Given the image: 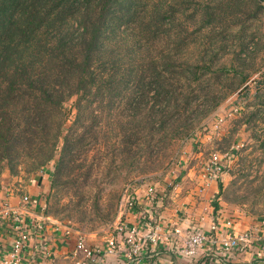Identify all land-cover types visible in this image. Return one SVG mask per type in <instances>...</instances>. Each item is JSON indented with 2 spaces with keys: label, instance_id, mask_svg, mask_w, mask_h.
Wrapping results in <instances>:
<instances>
[{
  "label": "rangeland",
  "instance_id": "374dc122",
  "mask_svg": "<svg viewBox=\"0 0 264 264\" xmlns=\"http://www.w3.org/2000/svg\"><path fill=\"white\" fill-rule=\"evenodd\" d=\"M156 2L173 13V25L157 22L161 35L140 46L138 30L121 26L112 42L121 66L132 59L134 69L143 68L148 56L172 83L168 93L149 90L140 106L142 114H151L148 120L136 122L138 113L107 115L105 96L95 112L101 123L87 128L69 168L56 169L62 140L41 168L29 158L13 172L2 163L0 202L3 191L44 175L46 214L84 239L112 237L129 207L126 196L136 201L135 191L151 186L149 196L171 199L188 173L202 181L203 167L217 153L220 170L210 205L233 218L264 216V0ZM143 3L141 17L153 4ZM182 39L185 49H178ZM75 99L72 94L64 103V133L77 113ZM117 103L113 107L121 110Z\"/></svg>",
  "mask_w": 264,
  "mask_h": 264
},
{
  "label": "trees",
  "instance_id": "16d2710c",
  "mask_svg": "<svg viewBox=\"0 0 264 264\" xmlns=\"http://www.w3.org/2000/svg\"><path fill=\"white\" fill-rule=\"evenodd\" d=\"M143 1L0 0V172L2 163L13 172L24 158L43 167L60 140L56 169L69 168L87 128L101 123L95 112L105 96L107 115L138 113L136 122L148 120L151 114L140 106L149 90L168 93L172 83L148 56L143 68L134 69L132 59L121 66L112 48L121 26L138 30L140 46L161 35L157 22L173 25L172 12L157 8V0L139 16ZM182 43L178 49H185ZM72 94L77 113L64 133V103Z\"/></svg>",
  "mask_w": 264,
  "mask_h": 264
},
{
  "label": "crops",
  "instance_id": "0c3cea01",
  "mask_svg": "<svg viewBox=\"0 0 264 264\" xmlns=\"http://www.w3.org/2000/svg\"><path fill=\"white\" fill-rule=\"evenodd\" d=\"M185 178L183 186L177 189V192H173L171 199L167 200L163 198L165 194L151 197L146 190H136L135 193L138 195L136 205L133 208L129 206L122 218L129 224L137 225L143 214L144 221L150 224L160 222L170 227H178L181 229L180 234H170L166 242L156 245L147 244L139 256L131 258L126 255L124 249L114 254L105 252L110 236L96 239L87 236L86 244L100 249L95 256V261L98 264H167L168 262L174 264H259L263 262L261 247L254 243L240 252L236 250L222 252L219 245L212 243L192 257L180 253L184 237L193 229L200 228L216 234L222 231V221L227 218L232 219L236 230L254 229L258 227L260 218H264V216L255 217L243 213L235 214L237 216L235 218L226 216L221 213L220 207L215 208L210 205L213 192L217 190L213 180L203 186V181L195 178L191 172ZM202 186L203 190L199 191ZM46 187L45 176L37 175L30 177L26 183L17 184V187L13 189L8 188L7 193L2 192L4 193L1 196L2 202L6 201L13 206L18 205L23 193H29L31 198L24 214V220L31 221V234L22 249L20 264H74L76 259L83 257L82 253L76 255L74 251L79 232L44 212L42 196L47 190ZM213 222L220 227V230L215 233L212 228ZM112 237L117 240L118 245L122 244V237L117 232ZM13 238L14 231L10 221H0V259L8 253Z\"/></svg>",
  "mask_w": 264,
  "mask_h": 264
},
{
  "label": "built area",
  "instance_id": "2783aa9c",
  "mask_svg": "<svg viewBox=\"0 0 264 264\" xmlns=\"http://www.w3.org/2000/svg\"><path fill=\"white\" fill-rule=\"evenodd\" d=\"M219 155L213 153L209 161L203 167L201 173V179L203 186L208 185L211 180L215 179L217 173L220 170ZM203 186L199 191L203 190ZM153 187L147 188V193L152 194ZM31 200L29 193H23L20 196L17 206L8 204L6 201L0 203V221H10L14 231V238L11 245L8 248L6 256L0 259V264H20L21 253L23 247H25L28 238L30 237V225L31 221L26 222L24 220V214L27 211V206ZM126 202L130 208L135 207L136 201L134 198L126 196ZM144 215H141L140 222L137 225L129 224L128 221L120 219L116 224V232L122 237V244L118 245L117 240L114 237H110L106 243L105 252L108 254H114L121 249H124L126 255L131 258L139 256L147 244L156 245L160 242H166L169 239L170 234H180L181 229L175 226L170 227L167 224H161L156 222L150 224L144 221ZM222 231L215 222L212 223L214 233L197 228L188 232L183 239V247L180 248V253L186 256H195L201 250L207 248L212 243L220 246L222 252H229L236 250L238 252L246 249L251 243L257 244L261 247V253L264 258V218H260L259 225L254 229L236 230L233 227V221L227 218L222 221ZM173 229V231H170ZM75 254L82 253L83 257L76 259L74 264H98L95 261L96 254L99 253V248H92L86 244L83 235L79 234L74 247ZM167 264H174L168 262ZM264 264V261L259 263Z\"/></svg>",
  "mask_w": 264,
  "mask_h": 264
}]
</instances>
